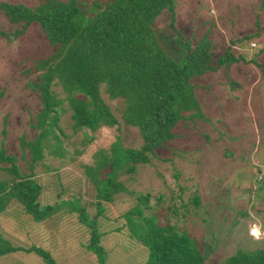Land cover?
<instances>
[{
    "label": "trees",
    "instance_id": "1",
    "mask_svg": "<svg viewBox=\"0 0 264 264\" xmlns=\"http://www.w3.org/2000/svg\"><path fill=\"white\" fill-rule=\"evenodd\" d=\"M174 5L175 0H42L35 7L0 3L3 18L12 25L21 26L15 32L0 31V38L16 39L35 25V31L50 52L47 58L35 61L34 67L27 71L42 72L27 85L38 92L42 108L34 125L39 131L37 138L32 141L21 138L19 142L20 159L24 163L18 165L17 157L8 154L3 144L0 147V214L16 212L42 225L54 221L58 214L61 217L73 215L78 224L87 228L84 246L95 256L91 264H105L104 249L100 245L102 230L99 229L104 228L105 232L110 229L109 226L101 227L107 219V204L113 202L116 194L125 191L117 178L124 173H134L138 164L148 163L149 152L166 148V144L175 139L174 131L179 123L199 120L205 124V114L189 84L192 78L216 72L220 67L228 69L234 64H245L243 69L231 73L233 82L229 92L241 87V94L252 102L245 111L242 96L238 94L231 110L240 107L236 119L243 116L246 129L257 132L259 126L264 128V35L257 31L255 22L252 23L253 31L243 34L236 43L232 41L233 45L216 60L211 58L216 45L209 41L208 34L191 45L176 32L181 51V58L176 60L163 49L156 38L157 32L151 28L164 11L173 12ZM170 25L175 30L174 21ZM235 44L239 55L234 54ZM102 85L110 100H122V122L139 131L142 147L123 148L121 137L109 149L99 150L94 162L83 166L87 201L82 200V194L72 185L75 181L62 184L59 179L51 185L49 197H44L46 190L37 181L34 169L45 153L66 158L60 140L66 135L58 125L61 115L67 111L63 106L65 102L71 111L74 132L85 128L94 133L100 127L118 125V119L101 97ZM60 93H64V97ZM251 110L252 117L249 116ZM258 112L263 116L256 122ZM247 131L251 130L240 131L239 136ZM2 135L5 136V130ZM249 135L245 138L249 144L246 158H237L242 165L254 160L261 162L262 158L257 156L259 152L264 157V134L257 151V142L253 140L257 133ZM92 140L88 133L83 134V144ZM208 140L209 137H205V142ZM79 154L75 150L70 156L74 160ZM223 155L235 162L229 149L224 150ZM260 173L263 177L258 182L264 188V164L256 174L257 179ZM173 190L178 203L169 202L163 209L164 221L157 215H144L149 194H138L139 204L122 217L125 223L121 227H127L129 237L146 251L144 264H264L262 250H238L222 257L218 263L208 261L215 249L204 255L201 243L177 226V222L185 220L190 207L200 205L201 195L197 188L177 186ZM187 192L191 195L185 198ZM163 197H156V203L160 204ZM230 200L233 202L231 196ZM112 230L108 233H118L121 228ZM16 252L35 253L43 264H57L49 251L33 245L14 246L0 234V257Z\"/></svg>",
    "mask_w": 264,
    "mask_h": 264
},
{
    "label": "rangeland",
    "instance_id": "2",
    "mask_svg": "<svg viewBox=\"0 0 264 264\" xmlns=\"http://www.w3.org/2000/svg\"><path fill=\"white\" fill-rule=\"evenodd\" d=\"M41 1L0 0V3L35 7ZM171 21H174L175 30L170 25ZM253 21L257 31L264 35V0H175L173 12L164 11L151 28L157 32L156 38L163 49L176 60L181 58L176 32L191 45L208 34L209 41L216 45L211 54V58L216 60L229 45H233L232 41L236 43L243 34L253 31ZM20 28L19 24L8 23L0 14V31L10 33ZM35 30L37 28L34 25L24 36L10 41L0 38V147L3 144L8 154L16 156L18 165L24 163L20 159V139L32 141L37 138L39 131L34 125L36 115L42 108L38 92L27 87L28 82L42 72L27 71L34 67L35 61L47 58L50 53L44 39ZM237 46L235 44V55L240 53ZM244 66L234 64V67L228 69L220 67L216 72H206L192 78L189 84L203 109L205 124L199 120L179 123L174 131L175 139L168 142L166 148L149 152L148 163L138 164L134 173H124L117 178L125 191L116 194L113 202L107 204L105 221L108 223H101V227L109 226L108 231L114 227L121 230L108 233L104 228L99 229L102 230L100 245L104 249L105 264H144L146 251L129 237L127 227H121L125 223L122 217L139 204L136 199L138 194H149L148 209L144 215H157L164 221L163 209L169 206V202L178 203L173 190L177 186L197 188L201 195L200 205L190 207L191 211L186 214L185 220L177 222V226L201 243L204 255L215 249L216 252L208 261L218 263L222 257L230 256L238 250L264 251V188L258 182L263 174L260 173L258 179L256 177L262 169L264 157L259 152L257 156L262 158L261 162L254 160L243 165L237 159L238 156L246 158L249 144L245 138L250 137L251 133H257L253 139L257 142L254 143L257 151L264 128L259 126L257 132L252 131V128H245L243 116L242 119H236L240 107L231 110V106L235 104L234 98L241 94L242 89L238 87L236 91L229 92L233 82L231 73ZM103 91L102 85L101 97L118 119V125L100 127L94 133L85 128L74 132L71 111L65 102L63 106L67 111L61 115L58 125L66 135L60 139L66 158H56L45 153L43 160L34 169L37 181L46 190L44 197H49L51 185L54 186V181L59 179L62 184L75 181L72 185L80 191L82 200L87 201L83 166L91 165L99 150L109 149L121 137L123 148L142 147L139 131L122 122V100H110ZM64 95L60 93V96ZM241 96L242 107L248 111V104L252 100L244 93ZM249 116L252 117V110ZM262 116L263 113L258 112L256 122L261 121ZM3 130L5 136L2 135ZM244 130L251 131L239 136V132ZM84 133H88L93 140L83 144ZM205 137H209L207 142ZM226 149L230 150L235 162L224 157L223 151ZM75 150L80 154L73 160L70 155ZM175 172L178 176L174 175ZM159 195L164 197L157 204L156 197ZM189 195L190 192H187L185 198ZM229 196L233 202L229 201ZM59 215L54 221L42 225L33 222L27 215L5 212L0 214V234L14 246L27 248L33 245L49 251L57 264H91L95 256L85 250L84 244L88 238L86 226L78 224L73 215ZM0 264L43 262L35 253L16 252L0 257Z\"/></svg>",
    "mask_w": 264,
    "mask_h": 264
},
{
    "label": "water",
    "instance_id": "3",
    "mask_svg": "<svg viewBox=\"0 0 264 264\" xmlns=\"http://www.w3.org/2000/svg\"><path fill=\"white\" fill-rule=\"evenodd\" d=\"M254 233H256V231H254Z\"/></svg>",
    "mask_w": 264,
    "mask_h": 264
}]
</instances>
